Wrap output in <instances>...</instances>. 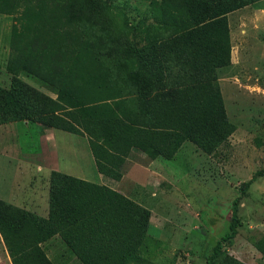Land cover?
I'll use <instances>...</instances> for the list:
<instances>
[{"label": "rangeland", "instance_id": "1", "mask_svg": "<svg viewBox=\"0 0 264 264\" xmlns=\"http://www.w3.org/2000/svg\"><path fill=\"white\" fill-rule=\"evenodd\" d=\"M150 1L91 0L77 20L82 32L101 44L88 50L103 51L117 85L124 88L123 96L131 97L142 88L146 105L160 87L169 85L164 81V57L175 36L163 25V14H152ZM233 1L238 6L225 14L229 63L217 72L221 112L228 125L218 142L202 150L184 141L174 153L154 157L132 147L121 156L119 177L114 178L96 170L87 138L70 133L68 141L78 150V159L93 166L100 180L66 178L60 185L63 190H55V206L43 208L44 215L38 217L67 227L104 207V189L111 188L135 210L136 219L122 223L123 228H139L145 236L142 259L127 264H207L215 242L228 230L236 200V233L221 243L212 263L264 264V176L255 177L241 192L243 182L264 169V0ZM14 25L15 15L0 12V194H11L13 201L31 185L40 188L39 182L28 180L16 187L9 179L14 163L23 160L32 167L36 161V128L52 127L37 120L8 121L2 98L11 91L33 112L36 100L54 97L45 68L33 66L28 56L18 63L9 61L16 54ZM31 68L32 75H27ZM142 112L148 116L146 107ZM37 193L41 199L43 191ZM41 247L52 264H79L57 234ZM6 256L0 236V264H11Z\"/></svg>", "mask_w": 264, "mask_h": 264}, {"label": "trees", "instance_id": "2", "mask_svg": "<svg viewBox=\"0 0 264 264\" xmlns=\"http://www.w3.org/2000/svg\"><path fill=\"white\" fill-rule=\"evenodd\" d=\"M90 2L0 0V12L13 14L16 20L12 36L16 54L9 61L18 63L23 56L30 57L33 66L48 71V88L54 94L53 98L36 100L33 113L26 102L6 90L2 100L8 108L7 120H37L48 127L84 135L96 170L114 178L119 177L117 163L121 156L132 147L154 157L174 153L184 141L202 150L217 143L228 126L221 112L217 81L218 70L229 63L225 14L236 8L237 2H149L152 14H163V25L175 36L164 57V81L169 85L160 87L147 105L142 88L124 97V88L117 85L103 51L88 50L95 43L101 46L84 34L77 22ZM26 73L32 75L33 69ZM145 107L148 116L142 112ZM257 176H264V169L243 182L241 192ZM104 191V207L67 227L0 199V236L11 264H52L41 244L56 234L79 264H127L142 259V230L122 225L136 219L132 203L111 188ZM235 201L228 230L215 242L207 264H213L221 243L236 233Z\"/></svg>", "mask_w": 264, "mask_h": 264}, {"label": "crops", "instance_id": "3", "mask_svg": "<svg viewBox=\"0 0 264 264\" xmlns=\"http://www.w3.org/2000/svg\"><path fill=\"white\" fill-rule=\"evenodd\" d=\"M35 131L38 142L36 161H33L32 167H28L26 163L22 162L23 160L17 164L14 163V171L9 182L16 187L19 182L26 180L31 181V183L39 182L41 184L40 188L36 184H34V187H31V185L28 189H25L26 194L15 201L12 200L11 194L2 192L0 199L14 206L24 207L37 215H44L41 214L43 208L46 207V210H48L55 206V190H63L60 185L66 178L84 180L89 177L100 180V174L93 169V166L86 167L78 159V150L75 149L74 145V148H72L68 141L70 133L45 127L36 128ZM59 152L62 153V160H59ZM84 153L82 151V154ZM71 155L74 157L71 158ZM84 158L86 160V157ZM37 191H43L41 199ZM46 218H49V216L47 215Z\"/></svg>", "mask_w": 264, "mask_h": 264}]
</instances>
